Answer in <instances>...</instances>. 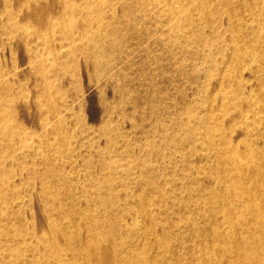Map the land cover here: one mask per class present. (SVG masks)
<instances>
[{
  "label": "rangeland",
  "instance_id": "rangeland-1",
  "mask_svg": "<svg viewBox=\"0 0 264 264\" xmlns=\"http://www.w3.org/2000/svg\"><path fill=\"white\" fill-rule=\"evenodd\" d=\"M45 1L50 6L56 2ZM75 1L83 3V0ZM98 1L104 3L102 10L87 4L78 15L69 30L74 36L71 40L65 39L55 48L56 42L66 35L52 32L46 42L53 47L43 45L47 51L42 56L29 58L27 51L39 48L40 40L36 46L22 42L15 50L16 38L10 29L14 22H24L14 10L22 6L21 1L10 0L6 4L0 0V73H3L0 79L6 78V88L0 89V112H12L14 103L22 108L25 101L35 115L28 120L27 142L15 144L0 139V155L3 154L0 191L12 188L9 181L12 177L18 179L25 175L21 169L34 156V151L39 150L40 141L54 150L53 142L60 140L51 134L55 126L61 134H67L71 126H79L76 135L83 142L63 136L64 151L70 150L74 157L61 156L58 164L77 186L91 183L86 182L85 174L93 177L94 211L90 216L85 215L81 228L89 231L90 225L92 234L105 239L111 251L113 242L105 236V231L113 224L123 245L129 244L127 248L136 255L155 257L159 264H264V46L260 45V33L250 36L251 41L257 39L256 43L251 42V47L243 45L246 55L237 62L236 68L225 66L220 81L226 91L208 98H204L206 79L201 73L195 75L196 86L187 75L193 66L199 72L209 69L208 65L211 73L212 67L218 69L220 66L215 63L218 49L200 44L201 41L194 42L187 47L192 53V64L176 53L183 64L169 63L168 77L153 86L155 97L149 101L152 109L142 114L139 110V116L135 110H126L127 114L120 115L124 118L120 124L107 127L108 135L111 133L108 139L103 136L106 130L97 127L103 117L101 102L114 99L118 88L132 79L135 71L140 75L138 69L152 54L163 48L172 50L177 37L187 29L182 22L185 14L199 24L202 14L213 8L216 1L195 0L169 21L170 10L166 4L151 6L150 0ZM203 1H210L208 8L194 9ZM42 3L35 4L37 13L44 14L39 9ZM123 5L132 8V15L147 11L151 23L148 28L137 27L143 36L141 39L118 40L117 47L122 54L102 64L97 70L98 77H92L93 67L87 58L97 45L89 42L99 32L98 47L109 39L106 31L112 26L120 27L117 20L123 15ZM7 11L14 17L9 19ZM158 12L160 15H156ZM88 20L92 23L87 24ZM158 22L161 23L158 25ZM208 33L218 39L216 31ZM236 34L239 36L240 32ZM4 40L8 45L3 46ZM15 61L22 63L17 65ZM74 67L79 69L78 73L72 70ZM62 71L67 75L58 80ZM58 82L59 87L48 97L38 90L42 84L53 88ZM211 85L210 81L208 89ZM49 97L56 105L46 108ZM203 102L220 106L205 111L201 108ZM137 103L139 106L144 102L137 100ZM156 116V138H139V127L153 131ZM45 118H48L46 122ZM5 124L0 122V131L8 128ZM252 173L256 174L254 178L249 177ZM78 195L82 201L87 199L81 193ZM103 197L110 202L109 209L100 204ZM23 201L25 206L26 197ZM34 205L41 212V201H35ZM31 209L33 213L32 206ZM110 216L116 220L105 223ZM3 230L0 226V242L6 238Z\"/></svg>",
  "mask_w": 264,
  "mask_h": 264
},
{
  "label": "bare ground",
  "instance_id": "bare-ground-1",
  "mask_svg": "<svg viewBox=\"0 0 264 264\" xmlns=\"http://www.w3.org/2000/svg\"><path fill=\"white\" fill-rule=\"evenodd\" d=\"M3 1L7 4L10 0ZM20 1L22 6H18L14 10L20 15V18L23 17L24 22L19 24L16 21L14 22L16 23L14 27L10 28L16 38L13 49L16 50V47L18 48V45L22 42L30 46H36L35 43L40 40L41 46L38 45L39 48L37 47L31 52L27 51L29 58L42 56L47 51L43 45H49L50 48L53 47L52 43L46 42V38L52 32L65 33L66 35V38L61 39L62 41L56 42L55 48L59 47V44L62 45L65 39L71 40L74 36L69 30L73 28L75 20H78V15L84 12L87 4H91L95 9L102 10L104 7V3L98 0H83V3H78L75 0H56L54 6H50L49 2L45 0ZM180 1L182 0H161V2L159 0H150L148 5L166 4L167 9L170 10L169 21L177 14L184 12L183 10L191 6L195 0ZM215 1V5L211 9L207 7L210 1H203L195 6L194 9L196 10L209 9L208 11L204 10L205 12L202 14L199 24L193 23L190 19L191 17L185 14L182 17V22L187 29L183 30V35L177 37L178 42L173 46L172 50L163 48L161 52L152 54L144 65L138 69L141 73L140 75L135 71L134 77L118 88L114 99H105L101 102L103 117L99 120L97 127H99V130H106L104 137L108 139L111 137V133L109 135L107 133V127L112 123L114 125L120 124L124 120L123 116L120 115L127 114L124 113L126 110H135L139 113V116L146 110L152 109L149 106V101L155 97L153 86L158 83V80L160 82L168 77L169 63L181 62L180 56L192 64V53L189 52L187 47L194 42L201 41L200 44H209L211 48L218 49V58L216 57L215 59V63L220 66L218 69L212 67L213 72L211 73V67L208 65L209 69L199 72L192 65L193 68L187 75V78L190 79L189 81L194 86L198 85L195 79L197 73H201V76L206 79V83L203 84L205 89L204 98H208L217 92L226 91L223 82L220 81L223 78L224 68L228 64L231 68H236L237 62L246 55V52L242 49L243 45L251 47L252 41L256 43L257 39L255 38L251 41L250 36L256 37V34L260 33V45L264 46V0ZM41 2L44 3L39 6V9H43L44 14L37 13L35 10V4ZM96 12L100 11L97 10ZM6 13L9 19L14 17L12 12L7 11ZM131 13L132 8H127L123 5V15L119 16L117 20L120 27L112 26L106 31L109 33V39L104 40L101 47H98L97 43L101 41L99 40V32L89 42L94 44V46L97 45L90 52L89 58H87L89 65L93 67L90 72V74L94 75L92 77H98L100 72L97 70L102 64L110 63L122 54L120 47H117L118 40H127L130 37L141 39L143 37L138 33L137 30L139 28L137 27L148 28L151 23L149 20L151 15L145 10L139 11L137 15H132ZM37 14L40 16L36 17ZM156 15H160V13L158 12ZM86 22L90 24L92 20ZM160 23L158 22V25ZM64 29L68 30L64 31ZM209 31L219 33L218 39L211 37L208 33ZM236 32H240V35L237 36ZM195 39L197 41H194ZM6 45H8V41L4 40L3 46ZM226 45L228 46L227 48ZM176 53H180V56H177ZM259 56L262 59V55L259 54ZM201 58L203 59L202 61L206 59H204V55H201ZM260 61H258V64L262 66ZM17 62L20 63L19 65L22 63L15 61V64ZM180 64L183 63L181 62ZM72 70L77 73L79 71L76 67L72 68ZM60 74L61 77L57 78L58 80L67 75L64 71ZM2 76L3 73H0V77ZM2 79H0V89L4 90L6 88V78ZM210 81L212 85L208 89L207 85H209ZM54 85L55 87L52 88L42 84L38 90L48 97L59 87V82ZM101 93L102 91L99 89L97 92L99 98ZM137 100H142L144 103L138 106ZM8 103L10 102L8 101ZM47 103L46 108L56 105V102L50 97L47 99ZM22 104V108H19L14 103L12 112H0V122H3V124L6 121L9 122L5 124L8 125V128L4 129L2 127L0 139H8L15 144L27 142L28 120L33 119L35 115L33 111L28 109V102L22 101ZM215 106L219 107L220 104H204L201 108L208 111ZM139 110H142L141 114ZM41 111L43 110L41 109ZM40 114L39 112L38 115ZM47 119L45 118V122ZM157 122L156 116L151 127L153 131L139 127L137 132L139 133V138L150 137L154 140L157 135ZM78 127L71 126L69 131L66 132L67 134H61L59 127L55 126L51 134L54 135L55 139L60 140L53 142L55 144L54 150L51 149L50 145L48 146V143L40 141L38 144L39 150L34 151V156L21 169L25 175L18 179L12 177L9 180L12 188H8L9 190L7 191H0V226L4 227L1 232L6 237L0 242V264H159V260L155 257L136 255L132 249L127 248L129 244L123 245V241L118 239L119 236L112 226L113 224L108 225L105 231V236L111 238L113 242L112 251L107 248L105 239H99V237L92 234L90 225L87 226L89 231L81 228V225L86 221L87 216L85 215L90 216L94 211V200H92L91 196L92 193L95 194L94 188L96 185L93 182L94 179L85 174L83 177L86 182L88 180L91 183L77 186L76 182L58 164L61 156L64 158L74 157V153L70 150L64 151L63 145H66V143L62 139L63 136L81 139L78 142H83L84 139L78 138V135H76ZM91 128L95 129L93 124H91ZM57 134L59 137H57ZM1 148L0 151H2ZM39 153L40 155L37 156ZM8 155H11V153ZM152 155L155 157L157 153ZM100 163L102 164V162ZM255 175L252 173L249 174V177L254 178ZM15 186H17L16 190ZM105 190L107 191V189ZM79 193L87 199L82 201L78 195ZM24 197H26L25 206L22 205ZM37 200L41 201V212L39 213V208L34 205ZM100 204L107 209L111 207L110 202L104 197L100 200ZM31 206L34 208L33 213H31ZM27 214H29L28 217L26 216ZM97 215L99 220L100 215L98 213ZM115 216H110L105 223L116 220V217L119 218ZM40 219L44 220V222H41ZM143 229L146 230V228ZM129 241L131 240L126 239V242ZM110 257H113V260Z\"/></svg>",
  "mask_w": 264,
  "mask_h": 264
}]
</instances>
